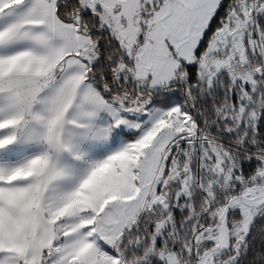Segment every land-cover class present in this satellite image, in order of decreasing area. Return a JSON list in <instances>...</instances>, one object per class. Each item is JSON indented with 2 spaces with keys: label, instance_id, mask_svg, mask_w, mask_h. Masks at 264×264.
Wrapping results in <instances>:
<instances>
[{
  "label": "snow or ice",
  "instance_id": "snow-or-ice-1",
  "mask_svg": "<svg viewBox=\"0 0 264 264\" xmlns=\"http://www.w3.org/2000/svg\"><path fill=\"white\" fill-rule=\"evenodd\" d=\"M0 264H264V0H0Z\"/></svg>",
  "mask_w": 264,
  "mask_h": 264
}]
</instances>
